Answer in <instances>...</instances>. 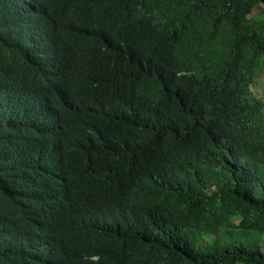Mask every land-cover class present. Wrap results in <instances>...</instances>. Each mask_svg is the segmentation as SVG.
<instances>
[{"label":"trees","instance_id":"trees-1","mask_svg":"<svg viewBox=\"0 0 264 264\" xmlns=\"http://www.w3.org/2000/svg\"><path fill=\"white\" fill-rule=\"evenodd\" d=\"M263 72L264 0H0V264H264Z\"/></svg>","mask_w":264,"mask_h":264},{"label":"rangeland","instance_id":"rangeland-1","mask_svg":"<svg viewBox=\"0 0 264 264\" xmlns=\"http://www.w3.org/2000/svg\"><path fill=\"white\" fill-rule=\"evenodd\" d=\"M251 90L253 91L254 95L261 99L264 103V72L258 75V77L256 78V83L251 86ZM204 236L206 237V240L209 238V235L207 234H205Z\"/></svg>","mask_w":264,"mask_h":264}]
</instances>
